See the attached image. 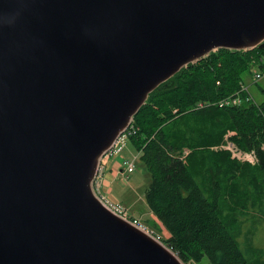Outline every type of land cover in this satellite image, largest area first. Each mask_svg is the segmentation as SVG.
Listing matches in <instances>:
<instances>
[{"label": "water", "instance_id": "water-1", "mask_svg": "<svg viewBox=\"0 0 264 264\" xmlns=\"http://www.w3.org/2000/svg\"><path fill=\"white\" fill-rule=\"evenodd\" d=\"M264 50V0H0V264H184L109 211L101 159L149 95Z\"/></svg>", "mask_w": 264, "mask_h": 264}, {"label": "trees", "instance_id": "trees-1", "mask_svg": "<svg viewBox=\"0 0 264 264\" xmlns=\"http://www.w3.org/2000/svg\"><path fill=\"white\" fill-rule=\"evenodd\" d=\"M261 57L260 48L213 52L151 93L134 117L129 142L151 178L146 204L170 233L164 243L184 264L204 258L210 264H253L231 226L247 205L235 204L233 215L222 208L232 195H242V186L229 181L242 169L229 152L211 148L234 133L230 138L242 151L255 153L258 164L250 178L256 171L261 182L256 186L264 190V100L239 107L218 104L241 89ZM202 101L209 104L196 108ZM263 201L264 192L250 197L249 205Z\"/></svg>", "mask_w": 264, "mask_h": 264}, {"label": "rangeland", "instance_id": "rangeland-1", "mask_svg": "<svg viewBox=\"0 0 264 264\" xmlns=\"http://www.w3.org/2000/svg\"><path fill=\"white\" fill-rule=\"evenodd\" d=\"M255 69L256 67L253 70ZM253 75L254 73H252V75L247 74L244 77V81L246 86L249 88V95L252 96L256 104L261 103L264 100V95L261 92V89L264 88V79L259 82H254ZM234 135V133L226 134L221 144L211 148L215 152H229L231 159L235 160L242 169V172L238 171L229 179L231 186H242V195L239 193L235 194V196L232 195L228 201H224L222 208L226 215H233L232 211L235 204L241 202V204L247 205L244 211L239 210L242 216L238 218L237 221L232 219L231 226L237 234V242L245 257L249 261H253V264H264V201L258 202L255 206L250 207L249 205L250 197L254 198L264 192V190L258 189L256 186V183H261L256 171L252 172V177L255 179L250 178V169L256 170V165L258 163H256L255 160L244 158L248 152L242 151L232 141L230 137H233ZM236 150L243 154L241 159L235 156ZM189 153L191 152L188 150L187 154ZM187 154L184 152V156ZM120 156H125L124 160L135 159V171L128 175L118 174L115 179L111 178L109 188H107L108 186L104 180L103 192L110 200L119 202L125 209L128 210L132 217L139 219L151 232L160 236L162 240L167 239L165 233L163 232V225L161 222L153 219L149 214V208L145 201V193L149 187L151 178L145 166L140 161L139 154L133 149L129 140L126 141V147L120 155L110 158L105 169V178L106 174L109 175L112 162L119 159ZM257 178L258 180L256 182ZM188 264L193 263L190 262ZM200 264H210L209 259L204 258Z\"/></svg>", "mask_w": 264, "mask_h": 264}, {"label": "built area", "instance_id": "built-area-1", "mask_svg": "<svg viewBox=\"0 0 264 264\" xmlns=\"http://www.w3.org/2000/svg\"><path fill=\"white\" fill-rule=\"evenodd\" d=\"M264 57H261L259 61L257 62V67L254 70V75L253 79L254 82H259L260 80L264 79ZM254 102L253 98L251 95H249V88L246 87L245 84L241 85V89L230 96L229 98L221 100L218 104L223 107H239L247 103H252ZM209 103L203 102L199 103L196 108H204L207 106ZM133 123L120 135V137L117 139L113 147L104 155V157L100 161V165L98 167V172L97 176L95 179V184H94V191L96 195L98 196L99 200L103 203V205L112 213L115 215L121 217L122 219H125L129 222H131L133 225L141 228L142 230L146 231L147 233L151 234L154 236L158 241H162L160 236H157L155 233L151 232L142 222L137 219L132 217L128 210L125 209L119 202H114L109 199L108 196L105 195L103 192V183H104V177H105V169L106 166L110 160L111 157L120 155L123 150L126 147V141L129 140V137L132 133L133 130ZM185 154H187V151H185ZM242 153L238 152L236 150L235 156H237L239 159L242 157ZM245 159L249 160H255L257 162L255 153H248L247 155L244 156ZM123 165V174L128 175L131 174L135 171V159H126L122 163ZM103 192V193H102Z\"/></svg>", "mask_w": 264, "mask_h": 264}, {"label": "crops", "instance_id": "crops-1", "mask_svg": "<svg viewBox=\"0 0 264 264\" xmlns=\"http://www.w3.org/2000/svg\"><path fill=\"white\" fill-rule=\"evenodd\" d=\"M246 85V84H245ZM247 87V86H246ZM121 157V158H120ZM119 159L115 160L112 162L111 164V168L109 170V175L106 174V178L104 179L105 180V183L107 184V188H109L110 186V179L111 178H116L118 176V174H123V166H122V162L124 161V157L125 156H120ZM108 165V164H107ZM149 214L151 215V217L153 219H156L158 220L153 214H151L149 212ZM163 227V226H162ZM163 232L165 233V236L166 238H169L170 237V233L163 227Z\"/></svg>", "mask_w": 264, "mask_h": 264}]
</instances>
